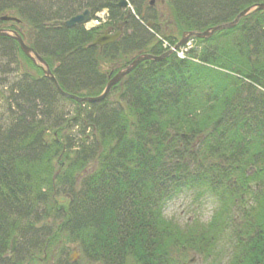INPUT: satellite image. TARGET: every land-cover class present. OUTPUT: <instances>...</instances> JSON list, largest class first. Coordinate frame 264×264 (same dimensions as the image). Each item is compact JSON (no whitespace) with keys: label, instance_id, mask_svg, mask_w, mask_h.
Listing matches in <instances>:
<instances>
[{"label":"trees","instance_id":"16d2710c","mask_svg":"<svg viewBox=\"0 0 264 264\" xmlns=\"http://www.w3.org/2000/svg\"><path fill=\"white\" fill-rule=\"evenodd\" d=\"M142 2H132L131 13L119 0H0V17L21 21L26 34L18 33L63 92L97 97L138 55L165 53L159 38L178 42ZM259 3L170 0L182 34L230 22ZM103 9L105 27L58 23ZM211 15L221 23L207 22ZM7 23L17 24L0 26ZM121 24L117 40L91 45ZM220 35V46H205ZM196 41L204 45L199 53L142 61L101 101L78 103L58 93L15 39L0 35V60L17 55L38 69L19 97L21 112L0 119V264H76L63 256L69 245L90 263L187 264L188 250L206 253L226 229L233 234L226 264H264V10ZM61 102L73 105V115L62 108L56 115ZM184 189L218 198L207 226L165 217Z\"/></svg>","mask_w":264,"mask_h":264},{"label":"rangeland","instance_id":"374dc122","mask_svg":"<svg viewBox=\"0 0 264 264\" xmlns=\"http://www.w3.org/2000/svg\"><path fill=\"white\" fill-rule=\"evenodd\" d=\"M150 1H153V4L149 6L153 8V11L159 17V27L161 33L169 37V39L175 37L180 40L182 33H180L177 28L170 0H143V10L146 9V6H148ZM131 9L133 10L132 5ZM148 12H152V10ZM213 17L214 16L207 18V22H213L216 24L221 23V21H216L218 18L215 19ZM223 19L225 18L223 17ZM208 25L209 24H206V26ZM0 28H4L7 30L10 29L20 32L22 34H26V27L24 28L23 24L7 23L5 25H1ZM240 33V29H236L232 36L239 41ZM159 39L160 41L163 40L165 41V43L170 44L173 47V44L169 40L161 38ZM224 41L225 37L220 35L206 43L205 46H220ZM190 43L192 45L190 53L193 52L194 54L199 53L201 48L204 46L203 44H198L196 40H193ZM256 54L257 52L255 51L254 53H251V55L253 56H255ZM37 77L38 69H34L31 64L24 58H21L16 55L0 60V119L6 117L7 115L19 114L21 112L20 108L17 106V103H19L20 107L22 105V102L20 101L19 97L22 95H27L24 90V87H27L26 85L31 83L33 79ZM60 105L61 107L58 106L56 115L60 114L61 108L63 111L62 115H65L66 113H68V115H73L72 104L67 102H61ZM37 110H39V112L36 114L41 115L40 111L42 110V107L40 105ZM74 131L75 128L72 130V132ZM254 184L255 181H252L251 185L253 186ZM218 206V198L215 195L201 192V190L197 189H184L182 192L175 195L170 201H168V203L164 207L163 213L167 219L178 223L181 227L191 228V226L194 227V225L197 224L200 225L199 227H202L207 226V223L210 222L212 214L215 212ZM234 212L240 215V213L237 212L236 209H234L233 211H231V214L233 216L235 214ZM238 216H236V219L238 218ZM232 221H234V219H232L231 222ZM232 224L237 226L238 222H232ZM232 235L233 234L230 230H222V232L216 236V241L214 242V245L209 248L206 253L204 252L203 254H199L195 251L188 250L185 253V262H187V264H226L228 262L230 252L232 250ZM59 248L60 247H58L55 251V255L57 254V252H60ZM63 256H67L69 262L71 263L97 264L88 262L79 252L78 247L75 245H69L67 248H65ZM24 262H26V260ZM53 262H55V259L53 260ZM27 264L52 263L50 262V260H48L40 261L39 263L30 261Z\"/></svg>","mask_w":264,"mask_h":264},{"label":"water","instance_id":"95a60500","mask_svg":"<svg viewBox=\"0 0 264 264\" xmlns=\"http://www.w3.org/2000/svg\"><path fill=\"white\" fill-rule=\"evenodd\" d=\"M119 5L121 7H127L128 4L125 0H120ZM255 8L260 9V10L264 9V3L257 5ZM253 9H254L253 7H248L247 9L241 11L234 18V20L231 21L230 23L221 24V25L212 27L210 29H207L204 32H201V33H195V32L185 33V34H183L181 40L175 45V48H178L181 45H183L186 42V40L191 36H194V37L200 38V39H203V38L205 39V38L210 37L213 33L217 32V31L232 28L237 24V22L239 21V19L241 17L245 16L246 14L251 12ZM89 18H90V12L88 10H85L83 13L75 15V16L71 17L69 20L64 21V22H59V23L63 24L65 27L71 28V27H74L76 25H83L84 23H86L89 20ZM0 20L1 21L19 22L18 19L14 18V17H9V16H2V17H0ZM147 26L149 27L150 25L148 24ZM121 34H122V25L119 26L118 31L114 34H109L108 32H106L103 35L97 36L92 41L91 45L102 47L103 45H106V44L111 43V42L115 41L116 39H118ZM0 35L10 36L9 33L4 29H0ZM12 36L18 42L19 47H20L21 51L24 53V55H26L29 59H31L33 61V63L39 65L43 69L44 76L49 81H51L53 83V85L55 86L58 93L61 96L73 99L78 103H84V102L95 103V102L101 101L102 99H104L108 95V93H109V91L113 85L118 83L123 77H125L128 73H130L142 61H146V60L160 61L171 53V51H169V52H166V53L159 55V56H153L150 54L139 55L136 58H134L129 65L124 67L122 70L118 71L109 80V82L107 83V85H106V87H105V89L101 95H99L97 97L80 98V97L69 95V94L63 92L59 88L55 78L51 74V72H50L47 64L44 62V60L32 48L26 46L25 43L23 42L22 38L17 33L14 32L12 34ZM15 246H16V238L14 237L11 241V248H10L11 254H13L15 252Z\"/></svg>","mask_w":264,"mask_h":264},{"label":"built area","instance_id":"2783aa9c","mask_svg":"<svg viewBox=\"0 0 264 264\" xmlns=\"http://www.w3.org/2000/svg\"><path fill=\"white\" fill-rule=\"evenodd\" d=\"M105 14L102 12L101 14H97V18L91 21V26L98 25L101 21H104Z\"/></svg>","mask_w":264,"mask_h":264},{"label":"flooded vegetation","instance_id":"af4514ba","mask_svg":"<svg viewBox=\"0 0 264 264\" xmlns=\"http://www.w3.org/2000/svg\"><path fill=\"white\" fill-rule=\"evenodd\" d=\"M132 1H135V0H132Z\"/></svg>","mask_w":264,"mask_h":264}]
</instances>
